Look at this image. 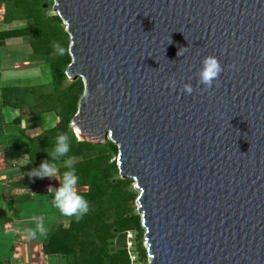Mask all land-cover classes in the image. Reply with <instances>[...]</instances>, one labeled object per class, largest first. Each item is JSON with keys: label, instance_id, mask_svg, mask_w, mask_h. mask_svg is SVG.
I'll list each match as a JSON object with an SVG mask.
<instances>
[{"label": "water", "instance_id": "obj_1", "mask_svg": "<svg viewBox=\"0 0 264 264\" xmlns=\"http://www.w3.org/2000/svg\"><path fill=\"white\" fill-rule=\"evenodd\" d=\"M53 10L69 39L65 75L83 84L71 126L117 146L148 264H264V0ZM206 56L223 68L208 91L196 76Z\"/></svg>", "mask_w": 264, "mask_h": 264}, {"label": "trees", "instance_id": "obj_2", "mask_svg": "<svg viewBox=\"0 0 264 264\" xmlns=\"http://www.w3.org/2000/svg\"><path fill=\"white\" fill-rule=\"evenodd\" d=\"M45 2L0 0L5 5L4 21L20 17L27 23L26 27L0 31V47L4 46L6 40L26 38L32 51V60L56 55L55 61L49 65L51 82L46 88L50 91L41 100L28 91V99L36 105L41 104L43 113H54L61 123L28 138L22 149L27 162L21 168V173L30 172L38 168L41 162L49 160L47 152L53 147L54 138L58 133H68L71 140L69 155L75 157L72 165L79 176L77 190L88 201L89 211L79 220L72 216L66 224L53 226L42 243V253L63 259L66 264H131L125 235L134 231L140 236L142 232L140 218L133 214L128 205L129 200L134 198L126 189L131 180L120 179L116 163L110 161L117 153V146L109 141L91 143L75 135L71 120L83 94V84L77 79L61 89L67 79L65 68L70 62L68 35L57 15H46L43 8ZM0 91L1 106L7 107L9 99L15 95L14 90L12 87H3ZM65 160L67 157L56 161L61 173L67 170ZM42 180L25 177L14 183L15 190L23 191L22 197L16 198L17 201L23 203L31 200L30 192ZM138 258H145L140 245Z\"/></svg>", "mask_w": 264, "mask_h": 264}, {"label": "rangeland", "instance_id": "obj_3", "mask_svg": "<svg viewBox=\"0 0 264 264\" xmlns=\"http://www.w3.org/2000/svg\"><path fill=\"white\" fill-rule=\"evenodd\" d=\"M53 4L54 0H46L43 4L47 16L57 15L56 11L53 10ZM4 12L5 5L0 3V31L19 29L27 26L26 21L20 17L8 22L4 21ZM61 25L65 32V26H63V23ZM31 55L32 51L26 38L7 40L5 46L0 48L1 66L7 68L3 74L4 80L2 81L4 86L12 87L15 94L9 99L7 107L0 105V180L11 185V187L17 181L30 177L29 172L21 173V168L27 162V158L22 154V149L26 145L28 138L61 123L54 113H43L41 104L36 105L31 99H28V91H31L32 95L39 96V100L50 91V89L46 88L51 82L49 65L55 61L56 55L53 54L43 60H32ZM71 82L73 81L66 79L61 85V89L66 88ZM75 135L79 137L77 133ZM117 153L111 157V162L116 163ZM118 177L122 179L120 176ZM41 182H44L45 185L43 188H40L43 193H51L48 192L50 186L59 187V182L55 179L46 177ZM37 188L33 191L35 193L41 192ZM13 189L15 188L13 187ZM126 189L134 195V198L129 200L128 205L132 209L133 214L140 218L137 203L139 190L136 189L135 182L131 180L130 185ZM12 193L6 194L12 195L13 198L15 197L14 199L23 195L22 189L15 190ZM51 216V214L50 216L44 215L45 220H50ZM66 217L67 219L69 218V216ZM67 219L66 222L68 221ZM48 225L49 223H46L45 227ZM141 229L140 236L134 231H129L125 235L126 248L129 252L131 264H148L146 254L145 258H138L139 245L145 253V241L143 240L145 229L143 227ZM51 262L55 263L56 260L53 259ZM51 262L50 260H45L44 263L50 264Z\"/></svg>", "mask_w": 264, "mask_h": 264}, {"label": "crops", "instance_id": "obj_4", "mask_svg": "<svg viewBox=\"0 0 264 264\" xmlns=\"http://www.w3.org/2000/svg\"><path fill=\"white\" fill-rule=\"evenodd\" d=\"M6 70L7 68L2 67L0 63V89L8 87L4 86L2 81ZM43 186H45L44 182H41L37 189ZM13 191L15 192V189L11 185L0 180V264H45V260L51 262L53 259L56 262L50 264H66L63 259L45 256L42 253V243L52 227L61 222L67 223L66 215L61 214L53 205V194L43 193L41 189L39 191L42 193L32 191L31 200L22 203L12 195L6 194H13ZM50 214L51 219L45 220L44 215L50 216ZM46 223H49L47 227H45ZM40 224L44 227V233L36 231L35 236L31 235L29 230H36L37 225Z\"/></svg>", "mask_w": 264, "mask_h": 264}, {"label": "clouds", "instance_id": "obj_5", "mask_svg": "<svg viewBox=\"0 0 264 264\" xmlns=\"http://www.w3.org/2000/svg\"><path fill=\"white\" fill-rule=\"evenodd\" d=\"M180 55V51L178 52ZM223 68L215 56H206L201 61V67L196 73L198 84L203 85V90L208 91L218 82L220 73ZM175 87V81L172 82ZM183 91L191 95L193 88L190 84L183 85ZM71 140L68 133H58L54 138V144L51 150H48L49 160L41 162L38 168H34L29 172L30 177L39 179L49 178L59 182V187H49L48 192L53 194V205L61 212V214L72 217L77 220L81 219L89 211L88 201L78 193L77 185L79 184V176L75 167L72 165L74 156H70ZM63 157H67L64 161L67 170L60 172V168L56 161ZM30 234L35 236L36 231L44 233L42 224L37 225L36 230H29Z\"/></svg>", "mask_w": 264, "mask_h": 264}, {"label": "bare ground", "instance_id": "obj_6", "mask_svg": "<svg viewBox=\"0 0 264 264\" xmlns=\"http://www.w3.org/2000/svg\"><path fill=\"white\" fill-rule=\"evenodd\" d=\"M133 181V180H132ZM139 213V212H138ZM140 214V213H139ZM140 216H141V214H140Z\"/></svg>", "mask_w": 264, "mask_h": 264}]
</instances>
